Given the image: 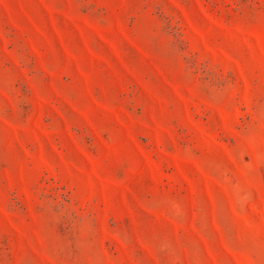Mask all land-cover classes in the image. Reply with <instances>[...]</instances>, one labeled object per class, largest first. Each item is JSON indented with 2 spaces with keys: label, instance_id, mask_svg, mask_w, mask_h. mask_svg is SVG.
Segmentation results:
<instances>
[{
  "label": "rangeland",
  "instance_id": "1",
  "mask_svg": "<svg viewBox=\"0 0 264 264\" xmlns=\"http://www.w3.org/2000/svg\"><path fill=\"white\" fill-rule=\"evenodd\" d=\"M0 264H264V0H0Z\"/></svg>",
  "mask_w": 264,
  "mask_h": 264
}]
</instances>
